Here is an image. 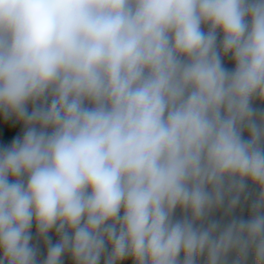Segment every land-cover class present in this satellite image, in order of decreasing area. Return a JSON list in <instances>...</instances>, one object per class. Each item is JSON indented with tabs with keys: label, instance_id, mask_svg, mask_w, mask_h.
<instances>
[{
	"label": "clouds",
	"instance_id": "obj_1",
	"mask_svg": "<svg viewBox=\"0 0 264 264\" xmlns=\"http://www.w3.org/2000/svg\"><path fill=\"white\" fill-rule=\"evenodd\" d=\"M0 264H264V0H0Z\"/></svg>",
	"mask_w": 264,
	"mask_h": 264
}]
</instances>
